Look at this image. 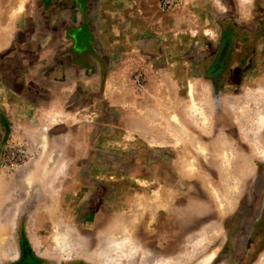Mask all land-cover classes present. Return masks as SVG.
Returning <instances> with one entry per match:
<instances>
[{"label":"rangeland","instance_id":"rangeland-1","mask_svg":"<svg viewBox=\"0 0 264 264\" xmlns=\"http://www.w3.org/2000/svg\"><path fill=\"white\" fill-rule=\"evenodd\" d=\"M101 253L264 264V0H0V264Z\"/></svg>","mask_w":264,"mask_h":264},{"label":"bare ground","instance_id":"bare-ground-1","mask_svg":"<svg viewBox=\"0 0 264 264\" xmlns=\"http://www.w3.org/2000/svg\"><path fill=\"white\" fill-rule=\"evenodd\" d=\"M195 106V105H194ZM193 108H195V107H193ZM256 148V147H255ZM260 148V147H259ZM259 151V150H258ZM260 152V151H259ZM262 154V153H261ZM228 158V157H227ZM260 158V157H259ZM228 160V159H227ZM229 161V160H228ZM229 164V163H228ZM226 165V164H225ZM228 166V165H227ZM228 167H226V169H227ZM228 170V169H227ZM228 177V176H227ZM232 177V176H231ZM226 178V177H225ZM224 178V179H225ZM233 178V177H232ZM234 179V178H233ZM228 181V180H227ZM229 182H232V181H229ZM228 182V183H229ZM233 182H234V180H233ZM226 187H228L229 188V186L228 185H226ZM231 187V186H230ZM234 188V187H233ZM231 189V188H230ZM215 196H217L216 195V193H215ZM233 196V195H232ZM216 198H218V197H216ZM218 201V200H217ZM218 203V202H217ZM222 205V204H221ZM220 207V206H219ZM224 210V209H223ZM211 228H208L206 231V233H204V234H207L208 235V231L210 230ZM67 233V232H66ZM68 234V233H67ZM62 237H64V235H62ZM67 237H70V236H67ZM196 239H195V241H196V243H197V245L198 246H200L201 245V243H203V242H205V238L204 237H202L201 235H199V236H197V237H195ZM57 240V244H58V246H60L63 242H61L60 240H58V238L56 239ZM65 240V239H64ZM194 241V240H193ZM203 241V242H202ZM65 242H66V240H65ZM64 242V245L62 244L61 245V247L62 246H64V249L66 250L67 249V243H65ZM114 242V241H113ZM115 246V245H114ZM61 247H59V248H61ZM134 247H135V245L134 244H128V242L127 243H125V244H123V245H120V244H118V246L116 245V247H115V251L116 252H118L120 255H129V257L131 256H134V254H135V251H134ZM68 248H70V247H68ZM111 248V247H110ZM136 248H137V246H136ZM58 249V248H57ZM63 249V250H64ZM64 250V251H65ZM136 250V249H135ZM115 252V253H116ZM117 254V253H116ZM102 255V253L101 254H98L97 255V257L98 258H100V259H98L99 260V263L100 264H121L119 261H114V260H112L111 258H109V257H105V256H101ZM214 259V254H209V255H207L205 258H204V261H203V263L202 264H209V263H211V261Z\"/></svg>","mask_w":264,"mask_h":264}]
</instances>
